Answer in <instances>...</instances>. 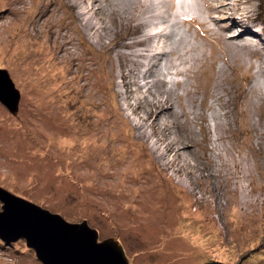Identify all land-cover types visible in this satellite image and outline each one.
Listing matches in <instances>:
<instances>
[{"label":"rangeland","instance_id":"374dc122","mask_svg":"<svg viewBox=\"0 0 264 264\" xmlns=\"http://www.w3.org/2000/svg\"><path fill=\"white\" fill-rule=\"evenodd\" d=\"M0 68V187L130 264H264V0H0ZM0 264L42 263L20 239Z\"/></svg>","mask_w":264,"mask_h":264},{"label":"water","instance_id":"95a60500","mask_svg":"<svg viewBox=\"0 0 264 264\" xmlns=\"http://www.w3.org/2000/svg\"><path fill=\"white\" fill-rule=\"evenodd\" d=\"M19 100L9 73L0 68V104L16 115ZM0 202V241L9 245L24 239L42 264H130L119 240L98 241L96 229L86 220L68 222L2 187Z\"/></svg>","mask_w":264,"mask_h":264},{"label":"bare ground","instance_id":"6f19581e","mask_svg":"<svg viewBox=\"0 0 264 264\" xmlns=\"http://www.w3.org/2000/svg\"><path fill=\"white\" fill-rule=\"evenodd\" d=\"M94 10H95V8H94ZM160 34H163V30L154 32V34L151 33V38L157 37ZM150 50H152V48H150ZM173 52H175V51L172 48H169L168 44L161 43L157 47L156 50H152L149 53L148 58L145 60L146 62L144 63L145 72L142 75L143 78L145 79L144 85L147 86L148 90H151L153 87L159 86L164 82V79H163L165 77L164 74H166L168 72V69L165 68V72L164 71L162 72L161 66L160 65L158 66V64L164 56H167V54H171ZM152 60H153V62L150 63V61H152ZM154 67H156V68L160 67V71H158V72L156 71V73H155ZM149 77H151V78L149 79ZM167 91H169V90H167ZM155 92H157V90H155ZM164 93H165V91H164ZM154 97H156V96L154 95ZM168 99L169 98L166 97L163 101H161L159 103L160 106L163 108V109H159V112L163 116L167 115V114L169 116H172L173 112H174L173 107H172V102H170ZM157 103H158V101L155 104H157Z\"/></svg>","mask_w":264,"mask_h":264},{"label":"trees","instance_id":"16d2710c","mask_svg":"<svg viewBox=\"0 0 264 264\" xmlns=\"http://www.w3.org/2000/svg\"><path fill=\"white\" fill-rule=\"evenodd\" d=\"M261 8H263V6H261ZM206 264H225V263H223V262H220V261H218V260H210L208 263H206Z\"/></svg>","mask_w":264,"mask_h":264}]
</instances>
